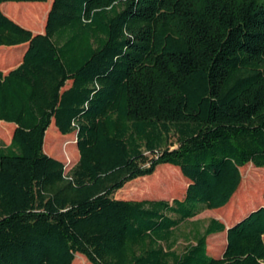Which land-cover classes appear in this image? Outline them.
<instances>
[{
  "label": "trees",
  "instance_id": "16d2710c",
  "mask_svg": "<svg viewBox=\"0 0 264 264\" xmlns=\"http://www.w3.org/2000/svg\"><path fill=\"white\" fill-rule=\"evenodd\" d=\"M46 1L0 0V48L23 46L0 71V122L14 126L0 142V264H262L264 205L175 247L183 223L229 204L240 168H264V0H52L43 33L13 21L37 30L29 8ZM51 124L74 134L67 172L45 153ZM163 164L187 181L183 200L114 197ZM223 232L216 258L207 239Z\"/></svg>",
  "mask_w": 264,
  "mask_h": 264
},
{
  "label": "rangeland",
  "instance_id": "374dc122",
  "mask_svg": "<svg viewBox=\"0 0 264 264\" xmlns=\"http://www.w3.org/2000/svg\"><path fill=\"white\" fill-rule=\"evenodd\" d=\"M52 0H47L44 4L46 7L38 8L33 5L29 9H36L41 13V22L38 25L37 30H33L32 28H28L25 24L24 20H13L17 24L21 25L23 28L30 30L32 33L39 34L38 32H42L45 25V20L47 13L50 9ZM4 4H26V3H4ZM32 4V3H27ZM42 6V5H39ZM28 8V7H27ZM23 46L14 47V48H7L1 47L0 48V71L7 72L10 69L15 68L19 63L20 58V49ZM68 85V84H67ZM53 127V130L49 131V136L51 137L50 141H47V151L45 152L48 156L60 160L65 167V172L69 171L71 167L77 162L78 153L75 151L76 147L73 145H65L68 142H73L75 137L74 134H69L63 136L59 134L57 129L54 125H50ZM50 128V127H49ZM48 128V129H49ZM14 127L11 126L9 129L6 130V134L0 136V142L3 145H8L10 143L11 135L13 132ZM47 129V130H48ZM55 134H57L60 139L55 138ZM52 142V143H51ZM54 147V151L50 153V146ZM75 148V149H74ZM244 169L242 172L241 170ZM173 168V169H172ZM176 172L179 170L176 167L163 164L156 168L154 173L161 170V173H171L174 180H177L176 186H170L168 188H163L162 184H159L156 181V174L154 173L147 177H142L135 179L127 184L124 185L122 189L117 191L114 195L116 199H123V200H143V199H164L167 201H171L172 199H180L183 200L184 198V191L187 187V181L177 172L172 173V170ZM241 174V183L236 191V193L231 198L229 204L220 209L215 210H206L202 214L194 217L191 220L186 221L183 223L177 230L176 236L178 238V243L175 247V250L178 253H181L188 243L192 242L193 236L197 233H202L205 227L207 226L208 222L211 219H216L219 222L223 223L225 227H229L235 221H237L242 216L246 215L253 209L259 207L260 205H264V168H255L251 164H247L244 167L240 168ZM181 175V174H180ZM173 192L172 194H170ZM156 193H160L157 195ZM254 197L252 198L259 204L256 207H252L242 212V208L244 209L247 205L252 203V199L245 197L246 195H251ZM246 198V199H245ZM226 217L230 219L228 222ZM264 242V237H263ZM208 244V251L211 256L218 258L223 249L225 244V233H221L215 236H211L207 239ZM74 264H90L84 256L80 254H76L73 260ZM72 262V263H73ZM264 264V262L262 263Z\"/></svg>",
  "mask_w": 264,
  "mask_h": 264
},
{
  "label": "crops",
  "instance_id": "0c3cea01",
  "mask_svg": "<svg viewBox=\"0 0 264 264\" xmlns=\"http://www.w3.org/2000/svg\"><path fill=\"white\" fill-rule=\"evenodd\" d=\"M38 33H43V31L42 32H38ZM0 124H2V125H4V126H9L10 124H5V123H2V122H0ZM52 125V124H51ZM10 126H13V125H10ZM14 127V126H13ZM1 128H3V129H5L3 126L1 127ZM6 130V129H5ZM56 135L57 134H55V138H56ZM50 137V136H49ZM52 137V136H51ZM58 139H60V137L58 138ZM44 141H45V138H44ZM50 141V140H49ZM44 146V145H43ZM206 211V210H205ZM205 211H203V212H205ZM202 212V213H203ZM202 213H200V214H202ZM199 214V215H200ZM198 216V215H197ZM216 220V219H215ZM226 228H228V227H226ZM223 233H225V232H223ZM215 236V235H214ZM225 244H226V234H225ZM225 244H224V246H225Z\"/></svg>",
  "mask_w": 264,
  "mask_h": 264
}]
</instances>
